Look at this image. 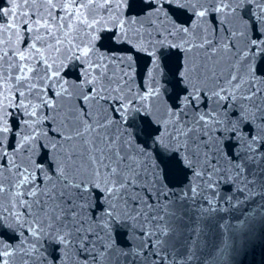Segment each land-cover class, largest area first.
<instances>
[{
	"label": "snow or ice",
	"instance_id": "1",
	"mask_svg": "<svg viewBox=\"0 0 264 264\" xmlns=\"http://www.w3.org/2000/svg\"><path fill=\"white\" fill-rule=\"evenodd\" d=\"M257 209L264 0L0 7V264H223Z\"/></svg>",
	"mask_w": 264,
	"mask_h": 264
},
{
	"label": "water",
	"instance_id": "2",
	"mask_svg": "<svg viewBox=\"0 0 264 264\" xmlns=\"http://www.w3.org/2000/svg\"><path fill=\"white\" fill-rule=\"evenodd\" d=\"M133 3H138V0H133ZM4 6H6V0H0V7ZM247 210L251 212L252 208ZM221 217L228 220L233 226L239 223L238 220L232 218L231 214L218 212L208 215L209 228L216 223H221ZM248 222L251 231H239L234 234V249L228 251L223 264H264V210L257 209L248 218Z\"/></svg>",
	"mask_w": 264,
	"mask_h": 264
}]
</instances>
